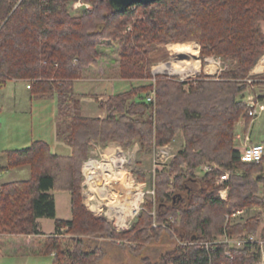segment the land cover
I'll list each match as a JSON object with an SVG mask.
<instances>
[{"label":"trees","instance_id":"16d2710c","mask_svg":"<svg viewBox=\"0 0 264 264\" xmlns=\"http://www.w3.org/2000/svg\"><path fill=\"white\" fill-rule=\"evenodd\" d=\"M70 1L0 0V86L10 79L30 80L31 95L55 98V134L71 148L69 155H57L46 142L34 140L4 151L0 174L28 165L29 176L0 184V235L40 237L38 219L53 218L54 232L43 243L44 253L53 256L51 264H90L96 251L86 249L79 236L126 240L131 248L135 244L136 254L172 229L168 233L182 242L156 261L144 257L145 264H258L257 242L236 246L217 239L245 240L258 233L264 242V155L259 162H242L234 141L235 122L243 118L247 125L251 118L237 97L264 54V0H154L124 9L114 8L110 0H82L91 6L75 15ZM187 40L199 43L202 57L220 56L230 65L219 75L191 81L156 74L153 85H134L99 102L103 118L81 113L74 80L83 68L96 65L106 42L118 46L117 76L146 80L152 77L148 54L156 44ZM152 87L154 100L148 102ZM177 131L184 146L155 171L153 194L130 227L117 230L87 208L82 165L91 141L117 142L124 149L137 142L139 152L150 155L154 146L172 142ZM204 163L217 168L196 177ZM222 171L228 179L220 184L216 178ZM133 174L145 180L141 171ZM196 178L198 187H191L188 182ZM221 188H227L225 200ZM52 191L69 193L70 219L55 218ZM252 205L262 212L239 222L226 220L225 214ZM64 237L70 240L65 246Z\"/></svg>","mask_w":264,"mask_h":264},{"label":"rangeland","instance_id":"374dc122","mask_svg":"<svg viewBox=\"0 0 264 264\" xmlns=\"http://www.w3.org/2000/svg\"><path fill=\"white\" fill-rule=\"evenodd\" d=\"M112 6L114 8H118V6L114 5L111 1ZM69 10L72 15L78 14V12L82 8H89L91 5L89 3L83 2L82 0H71L68 2ZM130 28V27H128ZM262 29L264 31V23L262 24ZM196 42V43H195ZM194 44L197 45V61L198 67L197 71H189L188 73L185 72L183 74L180 73H172L169 72L167 69H163L162 65L165 66H176L178 68L181 67L180 61L184 60L185 56L182 55V58L179 60H174L172 55V48L175 44ZM106 42L104 47H100L98 54L97 63L96 65H90L88 67L83 68V74L80 78L83 77H94V78H107L112 79L110 83H98V86L86 87V84L80 83L79 81L76 82L74 89L77 92H95V90H103L108 96L111 94L123 92L134 85H139L143 83H152L150 79H134V80H125L117 76V65H118V46L116 43ZM264 54L257 60L253 68L250 70L247 77L244 79L247 86L245 87L244 91L238 95L237 99L243 103H246L247 99H251L254 101H259L264 104V69L261 71H256L255 67L260 62L261 58ZM149 62L151 63V71L154 72L156 69L160 70L157 72L158 74H163L168 77H176L180 80H192L201 76H212V75H219L224 69H226L230 64L228 60L221 58L220 56L209 55L202 57L200 54V45L195 40H187L182 42H169L166 44H156L153 49L148 54ZM166 64V65H165ZM184 65V64H183ZM264 66V65H263ZM100 67L104 69V75L102 76L98 73L100 72ZM185 67V66H184ZM162 68V69H161ZM215 71V72H214ZM184 77V78H181ZM79 78V79H80ZM27 84L30 80H17L9 83L12 87H16L17 90H21L22 92L27 93L29 90L25 89V83ZM257 82V84H256ZM26 84V85H27ZM100 88V89H99ZM75 91V92H76ZM104 95V96H107ZM80 108L81 113L86 115L96 109V106L99 102L105 101L99 98V95H87L92 98L90 103L88 100L82 99L80 100ZM86 97V96H85ZM262 97V99H260ZM108 97H106L107 99ZM22 101V106L24 109L27 105L26 101ZM95 103V104H93ZM5 107L2 108V110ZM83 108V110H82ZM0 117L3 115V118L6 123L13 126L16 121L17 128L12 130V133H9L7 129L5 130L3 138L4 145L6 147H15V148H23L26 146V135H27V126L29 123V107L28 113H20V116L17 118L13 113V110L7 108L4 109ZM249 119L248 124L246 125L245 120L240 118L234 124L235 127V134H234V141L235 147L239 145L241 141H245V137L249 138V143H262L261 141L264 140V111L261 112L257 117H252ZM12 122V123H11ZM15 127V126H13ZM16 133V134H13ZM19 133V134H18ZM21 133V134H20ZM25 137V138H23ZM117 143V142H116ZM91 150L90 156L86 161H90L91 159L96 160L99 164H103L106 166L104 171L94 172L93 174V181L88 179L90 183H85L83 186L84 190H87L88 187L92 189V196L95 195L94 199H87L88 205L91 204L92 210L97 207L98 201H103L108 206L117 205L118 202H124L127 200V196L130 193L135 191L138 187V183H142L145 190V194L143 196V202L147 196L150 195L148 190H151V185L153 182V172H152V154L153 148L150 151V155H144L139 152V145L138 143H134L132 147L128 149H124L120 144L117 146L119 148L111 147L108 149V145L111 144L109 142L106 145H100L99 143H94L91 141ZM263 144V143H262ZM170 147L171 152L173 153V157L175 156L176 152L184 146V139L182 133L180 131L176 132L174 140L167 144ZM1 146V145H0ZM162 146V145H161ZM2 151L0 150V157L2 158ZM170 160V159H169ZM168 161L165 163V165ZM0 164H3L0 162ZM164 165V166H165ZM200 165L195 174L198 176H202L204 171L202 170V166ZM163 167V165L161 166ZM85 170L86 174H89L90 171ZM136 171H141L144 174L145 180L140 182L136 179V176L133 174ZM262 175H264V164L263 170L261 171ZM256 175V174H255ZM29 176V166L23 165L20 167L9 168L6 169L4 172L0 174V184L25 179ZM130 177H133L136 180H131ZM87 181V180H85ZM137 182V183H136ZM191 187L197 188L198 181L197 178L188 182ZM103 186L105 191L101 192L102 195H97V188ZM115 188V189H114ZM120 188V189H119ZM55 201V218L67 219L70 217V196L68 192L65 191H52ZM227 197V196H226ZM102 204V211L104 212L107 209V206ZM123 205V204H122ZM99 207V206H98ZM94 211V210H93ZM97 212V211H94ZM259 212H262V209L258 205H252L247 207L244 216H251L255 215ZM125 213V211H124ZM95 214V213H94ZM244 217V218H245ZM262 217V216H260ZM171 218V217H170ZM172 219V218H171ZM38 221L40 222L42 234L40 237H29L27 235H0V264H51L53 260V256L50 254L44 253V239L47 235L54 232V219L49 217H42L39 218ZM240 219H235L234 222H239ZM133 222V221H132ZM132 224V223H131ZM128 225V227L131 226ZM114 227V226H113ZM125 228H116L117 230L127 229ZM169 233H173V230H169ZM168 232L162 233L158 240H153L147 244H145L140 251V253H134V248H131V244H128L126 240L122 239H112L109 237H101V236H91V235H82L79 236L84 241V246L88 250H95L96 255L94 261L90 264H145L142 260L144 257H148L152 261H156L159 259L160 255L173 248V246L177 243H181L182 240L179 238L178 235H170ZM249 235H253L255 239L258 238V233H251ZM62 236H77V235H70V234H63ZM219 238V237H218ZM243 239H236L233 240L232 244L236 246H242L240 243ZM70 243L68 238L62 240V244L65 246ZM259 246V244H258ZM31 248L28 250V248ZM262 247L259 246V251ZM19 251V252H18ZM30 251V252H28ZM55 255V253H53ZM260 254V253H259ZM260 258V255H259ZM259 258L257 263L259 264Z\"/></svg>","mask_w":264,"mask_h":264},{"label":"crops","instance_id":"0c3cea01","mask_svg":"<svg viewBox=\"0 0 264 264\" xmlns=\"http://www.w3.org/2000/svg\"><path fill=\"white\" fill-rule=\"evenodd\" d=\"M100 72H98L101 76L104 75V69L103 67H100ZM17 80H23V79H10L6 82L4 86H0V115L5 112L4 109H11L13 110V113L15 114V117H19L20 113H28V107H29V123L27 126V135L26 140L27 144L24 147H27L30 145V143L34 140H42L46 142L50 146V150L52 153L57 155H69L71 153V148L68 144H66L64 141L58 139L55 134V125H56V113H57V107H56V100L55 98H38L33 95H31L30 91L27 93L22 92L21 90H17L16 87H12V85H9V83ZM79 81L81 84L85 83L86 87L92 88V86H98V83H110L112 79H105V78H94V77H83L78 78L74 80V86L76 82ZM27 82L25 83V89L29 90V88L26 87ZM100 89V88H99ZM75 90V89H74ZM76 91V90H75ZM77 92V91H76ZM80 95V100L87 99L90 103V100H92L91 97L87 95H93L97 94L99 95V98L102 100H106V97L108 95L103 92V90H95V92H77ZM107 95V96H104ZM86 96V97H85ZM27 102L26 108L24 109L20 104L22 105V100ZM95 104V103H93ZM96 105V104H95ZM5 107L3 110L2 108ZM83 110V108H82ZM87 116H96L99 118H103L105 116V111L100 109L98 107V104L96 106V109H94L91 113L89 112ZM3 117V115L1 116ZM0 117V132L4 135L5 130L9 133H12L14 128H17V122L13 126L6 123L3 118ZM12 123V122H11ZM4 132V133H3ZM0 133V138H3V135ZM16 134V133H13ZM19 134V133H18ZM21 134V133H20ZM25 138V137H23ZM0 150L2 151V158L0 157V162L3 164H0V166L6 165V159L4 151L6 150H13V149H20L15 147H6L4 145V139L0 140ZM118 143L111 142L110 145H108V149H111V147H115L116 149L119 148ZM23 147V148H24ZM84 172V170H83ZM98 194L102 192V190H96ZM82 194L85 197V190H83V184H82ZM70 200V199H69ZM85 205L87 208L92 211V208L88 205L87 199L84 200ZM70 205V202H69ZM93 213H96L92 211ZM71 218L70 217L67 219ZM40 223V222H39Z\"/></svg>","mask_w":264,"mask_h":264},{"label":"built area","instance_id":"2783aa9c","mask_svg":"<svg viewBox=\"0 0 264 264\" xmlns=\"http://www.w3.org/2000/svg\"><path fill=\"white\" fill-rule=\"evenodd\" d=\"M157 72H160V70L156 69V71L154 72L152 70V85L155 82V75L158 74ZM215 72V71H214ZM184 78V77H181ZM183 80V79H182ZM27 88H29V83L26 85ZM154 87H152L149 91L148 94L146 95V100L148 102H151L154 100ZM247 105V112L249 116L252 117H257L261 112L264 111V104L259 102V101H254L251 99H247L246 103ZM249 138L246 136L245 137V141H241L239 143V145H237V149L239 151V159L242 162H259L263 155H264V145L262 143H249ZM173 157V153L171 152L170 147H168L167 145H162V146H154L153 147V154H152V172L153 174L155 173V171L157 169H159L162 165L164 166L165 163L167 161H169V159H171ZM88 162V161H86ZM85 162V163H86ZM84 163V164H85ZM84 167V165H83ZM217 168V166L215 164L210 165H203L201 168L203 171H207V170H211L212 168ZM219 169V168H218ZM131 180H136L133 177H130ZM90 181H93V176L90 178ZM228 179V172L227 171H222L216 178V181L220 184H223L224 181H226ZM86 180V176L84 174V178L82 181V184L84 186V184L86 183H90V181H85ZM137 181V180H136ZM137 183V182H136ZM142 183H138V187L137 189L133 192L130 193V195H128V199L129 198H133V204H130L129 208H127L125 210V213L123 211V207L124 205L118 204L115 206H108L107 204H105L103 201H98V204L101 203L100 205H97V207L95 209H93L94 211H97L95 214H102L106 217L107 220L110 221V223L116 227V228H125L128 227V225H130L132 223V221L134 220L135 216L138 214V212L140 211L143 202V196L145 194V190L144 187H141ZM98 190H102L103 192L105 191V188L103 186H100L99 188H97ZM84 190V189H83ZM92 189L91 187H88L87 190H85V197L88 199H94L95 195L92 196ZM147 192H149L150 194H153V190H148ZM97 195H102V193ZM219 196L221 199L225 200L226 196H227V188H221L219 190ZM125 200V201H129L131 202V200ZM102 204H105L107 206V209L103 212L102 210ZM91 206V204L89 205ZM99 206V207H98ZM92 210V211H93ZM246 209H237L232 211L229 214H225L226 220H235V219H240L241 217H245ZM169 221H172V219L169 217ZM218 241H228L231 242L232 240H229L228 237L226 235H222L221 237H219L217 239ZM235 242V241H232ZM244 242H257V244H259L261 248L260 250V258H259V264H264V242L260 239H255L253 237V235H249L247 239L242 240L240 243L243 244ZM199 244H204L205 246H208L211 244V242H201ZM228 253V252H227Z\"/></svg>","mask_w":264,"mask_h":264},{"label":"bare ground","instance_id":"6f19581e","mask_svg":"<svg viewBox=\"0 0 264 264\" xmlns=\"http://www.w3.org/2000/svg\"><path fill=\"white\" fill-rule=\"evenodd\" d=\"M196 43V42H195ZM172 50V55H173V59L175 60H179L180 58H182V55L185 56L184 61L181 60L180 62L183 63L181 64V67L178 68L177 65L176 66H165L162 65V68L167 69L169 72L172 73H180L183 74L185 72H189V71H197V67H198V61H197V45H194L192 43L190 44H175L172 48H170ZM166 65V64H165ZM264 56L261 58L260 62L257 64V66L255 67L256 71H261L262 69H264ZM185 66V67H184ZM161 68V69H162ZM106 168V166H104L103 164H99L96 160L91 159L90 161L86 162L84 164L83 170H84V174L86 176V180L88 181V179H90L94 172H98L99 171H104ZM88 169L90 171L89 174L85 173V170ZM87 170V171H88ZM88 171V172H89ZM115 189V188H114ZM120 189V188H119ZM128 197V196H127ZM128 200H131V202L129 201H124V202H118V204H123V211H125L127 208H129L130 204H133V198H129ZM115 206V205H112Z\"/></svg>","mask_w":264,"mask_h":264},{"label":"water","instance_id":"95a60500","mask_svg":"<svg viewBox=\"0 0 264 264\" xmlns=\"http://www.w3.org/2000/svg\"><path fill=\"white\" fill-rule=\"evenodd\" d=\"M114 3V5L118 6V8H126L132 4H135V3H150V2H153L154 0H110Z\"/></svg>","mask_w":264,"mask_h":264}]
</instances>
